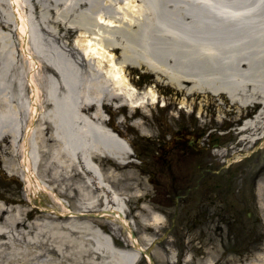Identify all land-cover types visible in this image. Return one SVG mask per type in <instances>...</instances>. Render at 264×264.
<instances>
[{"label": "bare ground", "instance_id": "bare-ground-1", "mask_svg": "<svg viewBox=\"0 0 264 264\" xmlns=\"http://www.w3.org/2000/svg\"><path fill=\"white\" fill-rule=\"evenodd\" d=\"M252 3L229 9L215 0H0V150L15 159L12 169L34 191L38 209L40 194L61 209H47L60 220L48 221L51 228L44 230L61 244L40 240L42 247L51 245L42 254L29 240L11 243L28 237L23 216L34 206L0 215V264H64L57 257L68 243L77 248L70 254L76 264L140 261L136 239L129 241L134 249H122L101 223L72 217L103 206L102 213L116 214L108 222L114 234L117 223L132 232L122 215L126 195L110 181L119 173L109 158L119 168L130 164L127 128H152L148 113L157 106L158 90L137 87L136 66L157 74L155 82L163 76L184 94V103L195 106L199 99L202 118L206 108L215 111L217 123H240L229 131L236 143L264 151V47L258 36L264 4ZM110 106L111 118L105 114ZM214 155L226 158L219 150ZM61 176L75 178L74 186L63 187ZM57 190L69 194L79 212L68 209ZM161 220L157 212L149 217L151 226Z\"/></svg>", "mask_w": 264, "mask_h": 264}, {"label": "rangeland", "instance_id": "rangeland-1", "mask_svg": "<svg viewBox=\"0 0 264 264\" xmlns=\"http://www.w3.org/2000/svg\"><path fill=\"white\" fill-rule=\"evenodd\" d=\"M215 2L229 9H235L242 5L254 6L252 0H215ZM261 2L264 4V0H260ZM262 10H264V6L260 11ZM259 15L258 18H264L263 12ZM203 29L207 30L208 28ZM258 36L264 47V28L259 31ZM131 74L140 90L146 89L148 85L157 84L155 87L159 95L157 106L152 107L148 113L149 124L152 126L151 130L143 133L134 127L127 128V138H131V147L133 148V153L129 158L132 159V162L119 168L116 165L117 163L109 158L113 166L116 167V172L119 173L118 176L111 177L110 181L114 187H117L119 191H123L128 196V206L125 212H131L133 209H136V213L138 212L137 214L131 212V218L126 217L132 232L136 233L138 243L142 246H148V249L152 244L149 252L153 264H210V262L215 264H264L263 149L256 148V146L244 148L241 144L236 143V135L229 131L230 129L235 131L240 123H217L213 120L216 115L215 111L206 108L202 110L204 116L202 118L201 114L198 113L199 99L194 100L195 106L194 103L186 100V103H184L182 99L184 94L181 91L178 92L177 90L176 92L175 87L164 83L163 76V81L155 82L154 77L157 74L148 72L144 65L134 67ZM155 87L153 88L155 89ZM162 97H165V102L162 101ZM162 102L164 105H160ZM183 103L184 105H182ZM149 106L151 105L149 104ZM111 110L114 111V106H111L110 110L108 109V111ZM115 119L114 121L117 123L119 118L115 117ZM204 120L208 121L207 125L202 124ZM182 131H185L188 138L193 141V148L192 150L189 149L187 155L183 157L175 156L178 162L176 166V178L180 189L178 193L185 197H181L180 200L176 201L172 197L166 201V210L163 213L161 212L163 214L161 223L151 226L149 222L150 215L149 217H142L141 215L146 214V212L138 209V204L142 201L145 202L147 199V195L145 197L147 191L146 179L151 176L150 174L147 176L145 168L156 163L160 164L158 151L172 143L180 144L175 134ZM210 132L211 134H209ZM215 150L222 151L224 154L230 152L234 158L224 163L222 157L214 155ZM236 151L243 152H240L241 155H239L235 154ZM241 156L244 158H239ZM0 159L4 167L12 173L11 175L14 173L16 176L11 166V161L14 158L8 153L2 154L0 151ZM49 175L48 172V178ZM59 181L63 187L67 184L73 187L75 178L61 176ZM19 182H21L22 190L19 193V189H17V196L31 197L24 207L37 205L33 201L36 197L34 191L30 189L25 181L21 180ZM51 184L53 183L51 182ZM227 192H229V199L224 204L218 202L222 209H219L218 217L215 218L216 223L210 224V221H208L204 227L199 225L197 223L198 209L195 208L198 199L208 195L209 205L205 209L212 212V206L216 204L212 196ZM55 193L64 199V203L69 206V209L79 212L77 204L74 199L69 197V194L64 192L60 194L58 190ZM72 193H74L75 199L78 198L79 193L75 190ZM12 194L14 195L15 192ZM40 195V201L43 205L40 207L41 209H26L24 211L23 217L29 229L28 237H16L11 243L24 245L29 240L32 244L31 249L42 254V250H48L51 245L46 248L42 247L40 240H47L50 243L56 241V243L61 244L60 240H57L58 238L48 236L47 231H44L50 227L48 221L60 220L59 216L55 214L54 210L43 211L42 208L53 207L59 211L61 209H59V205L51 201L50 197ZM190 196H194L195 201L191 200ZM81 201L78 200V202ZM248 206L252 210L250 218L245 215ZM225 209H227L228 214L232 213L233 223H231V217L226 218ZM49 214L54 217L52 216L50 219L47 216ZM72 217L78 221L87 218L101 223L103 232L106 234H111L113 231L111 225L107 223L109 218L100 219L93 215ZM1 219L2 216H0V222ZM116 226L117 228L114 230L119 235L114 237V244L121 247L126 246L124 239L127 237V230L118 223ZM38 227H41V229ZM60 229L63 228L60 227ZM33 231H36L37 236L33 234ZM202 232L203 238L199 239ZM64 247L60 256L57 257L59 261H63L64 264H76L75 258L70 254L73 255L77 248L71 243ZM0 258L3 257L0 255ZM138 264L149 263L148 260L143 258Z\"/></svg>", "mask_w": 264, "mask_h": 264}, {"label": "flooded vegetation", "instance_id": "flooded-vegetation-1", "mask_svg": "<svg viewBox=\"0 0 264 264\" xmlns=\"http://www.w3.org/2000/svg\"><path fill=\"white\" fill-rule=\"evenodd\" d=\"M177 134L179 133H176V135ZM186 138L187 137L179 138L181 141L182 140L186 141L182 144L176 145L172 143L166 146V148L164 149L161 148L158 151L159 153L158 157L162 159V162L160 164L156 163V164L150 165L148 168H145V172L147 173V176L149 174L151 175L149 176L150 178L146 179L147 180V185H146L147 211L148 210L151 211L153 210V208L158 209L159 207H161V204H164L170 198L169 196L173 194H174L175 200L181 199V195L177 194L178 191H180V189H179V184L177 183V178H176L177 177L176 166L178 164V162L176 161V157L178 156L183 157L187 155L189 152V149L193 147V145H190V141L186 140ZM149 163H151V161H149ZM17 189H19V193H21V185L20 183L16 181L15 178L11 176L7 178L0 177V202L1 204H3V207H4V209L1 210L2 212L8 209L12 210L15 207V205L19 206L21 204L20 201L22 199V196L21 195L17 196ZM13 192H15L14 195L12 194ZM228 193L229 192L219 193L216 196V199L214 200L216 201L218 199L222 202H226L229 199ZM202 198L203 199H198L199 201L196 202L195 208L198 209L197 223L201 225L202 227H204V225H207L208 221H210V224L216 223L215 218L218 217L217 209H222V208L221 207L216 208L214 206L215 208L213 212H211V210L206 211L205 207L209 205L207 204L208 196L202 197ZM191 200L195 201V199L193 198ZM135 211L136 209H133L131 212L135 214L136 213ZM225 211H226V214H225L226 218L228 217L232 218L233 216L232 213L230 212L228 214L227 209H225ZM131 212L127 213V215L130 217H131ZM233 222H234V218H232L231 223ZM202 235H203V232L201 233V236H199V239L203 238Z\"/></svg>", "mask_w": 264, "mask_h": 264}]
</instances>
